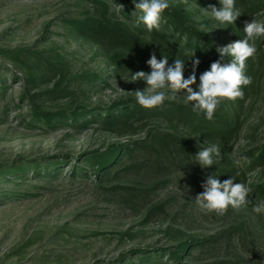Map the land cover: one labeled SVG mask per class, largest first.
Segmentation results:
<instances>
[{
	"label": "rangeland",
	"instance_id": "1",
	"mask_svg": "<svg viewBox=\"0 0 264 264\" xmlns=\"http://www.w3.org/2000/svg\"><path fill=\"white\" fill-rule=\"evenodd\" d=\"M169 3L181 6L198 24L213 20L203 8L218 6L215 0H169ZM88 9L92 7L84 0H0V49H21L22 59L32 65L36 58H43L45 66L38 78L53 79L52 65H64L60 69L65 74L63 86H69L75 94L63 100L48 101L47 111L136 98L135 91L147 87L138 80H130V75L112 82V87L102 89L88 85V77L101 74L108 65L95 46L79 39L67 23ZM253 18L264 19V11L247 21ZM225 25L214 19V26L206 31L221 35V42L241 40V37L235 38L236 32L229 37L231 27ZM255 45L257 52L247 61L252 82L245 87L243 96L221 98L214 111L237 122L239 135L226 144L190 135L184 128L166 121L149 123L136 135L124 137L104 133L93 125L82 133L68 128H30L27 104L16 106L23 86V72L0 54V67L4 68L2 74L7 82L6 93L0 94V168L24 160L45 162L66 154L73 157L113 143L144 139L149 130L157 129L184 136L197 150L218 145L220 157L214 165L204 167V171L223 182L228 178L220 170L219 163L235 165L239 159L242 166L246 159H240L239 153L264 146V37L257 38ZM260 55L263 62L258 59ZM5 72H14L21 79H13ZM53 83L41 84L34 93L52 88ZM192 87L198 90L196 84ZM163 91L166 95L169 92L168 89ZM183 94L186 90L164 102L191 105L192 102H185ZM70 173L71 169L65 166L51 182L38 181L30 173L20 189H29L28 194L32 195L0 203V264L27 260L39 264H108L127 256L134 248H165L175 244L166 235L169 228L197 238L225 237L219 244L196 251L195 262L187 264H264V214L253 211L251 192L245 207L234 210L229 206L219 214L200 209L194 200L197 195L194 181L182 174H173L166 183H161L154 196L148 197L147 203L137 200V205L125 201L126 194H102L90 183L72 180L67 177ZM246 174V179L234 183H244L250 189L264 183V165ZM137 178L145 185L153 179L145 174ZM0 185L2 190L6 189L5 184ZM161 202L170 206V215L145 223V207Z\"/></svg>",
	"mask_w": 264,
	"mask_h": 264
},
{
	"label": "trees",
	"instance_id": "2",
	"mask_svg": "<svg viewBox=\"0 0 264 264\" xmlns=\"http://www.w3.org/2000/svg\"><path fill=\"white\" fill-rule=\"evenodd\" d=\"M84 1L90 4L92 9H88L80 17L67 20V23L79 39L95 46L98 54L108 65L101 74L88 77V85L92 87L102 89L112 87V82H119L137 71L149 72L150 67L146 61L152 53L156 54L157 59L161 56L168 57L169 64L175 59L183 60L185 78L193 71V59H199L200 63L195 68L197 77L195 84L198 85L200 74L219 59L216 48L229 44L219 40L221 35L206 31L214 26V19L198 24L181 6L170 4L162 13L161 28L149 32L146 26L138 21V15L141 13L135 9L132 0ZM215 3L219 8L218 0H215ZM236 7L242 14L232 25L226 24L225 27H231L228 31L229 37L236 32L235 38L242 39L245 36L243 32L245 21L264 11V0H236ZM0 54L10 59L23 72V86L16 106L27 104L30 128H68L82 133L88 126L93 125L104 133L124 137L136 135L142 126L149 123L166 121L175 127L184 128L190 135L223 144L236 140L239 135L237 122L227 115L214 112L212 119H207L203 113L198 115L193 112L189 104L175 101L145 108L137 103L136 98H127L106 105L90 107L78 104L75 107L69 106L67 110L47 111L48 101L63 100L75 94L69 86H63L65 74L60 69L64 65L60 67L52 65L54 70L51 73L54 77L48 80L37 77L41 75V70L45 66L43 58H36L32 65L30 61L22 59L21 49H0ZM231 59L230 56L225 57L221 63H227ZM258 59L263 62L261 55ZM248 60L249 58L245 61L244 71L245 75L250 76ZM36 70L39 72H34ZM2 71L4 68L0 67V94L4 95L7 82ZM5 73L13 79H21L14 72ZM57 77L59 79L53 83ZM138 82L146 85L143 80ZM48 83H53V87L34 93L42 86L41 84ZM246 86L241 85L243 91ZM197 151L187 138L176 132L151 129L144 139L113 143L103 149L84 151L73 157L66 154L49 158L45 162L24 160L11 167L0 168V184L6 185V189L2 190L0 187V203L32 195L28 194L29 189H20L30 173L38 181L51 182L57 179L58 172L65 166L71 169L68 178L90 183L102 194H126L127 198L124 200L130 204L138 205L137 200L147 203L148 197L154 196V192L175 173L193 180L199 194L204 190L201 187L202 183L210 175L197 164L194 156ZM239 156L246 158L242 166L240 163L235 165L230 162L219 163L223 174L227 178L235 177L236 181L246 179V171L264 165V146L242 151ZM142 174L153 178L152 182L145 185L137 178ZM12 185L15 187L11 188ZM250 192L253 198L250 200L251 204L258 205L264 202V183L256 184ZM170 209L167 202L150 204L145 207L144 222L165 218L170 215ZM262 213L264 214V211ZM166 235L175 244L165 248H134L127 256L108 264H187L195 262L196 251L219 244L225 239L220 235L207 239L197 238L171 228ZM14 264L39 263L27 260Z\"/></svg>",
	"mask_w": 264,
	"mask_h": 264
},
{
	"label": "clouds",
	"instance_id": "3",
	"mask_svg": "<svg viewBox=\"0 0 264 264\" xmlns=\"http://www.w3.org/2000/svg\"><path fill=\"white\" fill-rule=\"evenodd\" d=\"M132 2L135 9L141 13L138 15V21L142 22L149 32L161 28L162 13L170 7L169 0H132ZM218 2L219 8L209 5L208 8H203L205 13L220 24L232 25L242 14L236 7V0H218ZM243 32L245 36L241 40L216 48L219 59L212 62L210 68L200 74L198 90H194L192 85L196 83L195 68L200 63L199 59H193V71L185 78L183 60L175 59L169 64L168 57L161 56L157 59L156 54L152 53L146 61L150 71H137L129 78L132 81L143 80L147 85L143 91H135L137 103L145 108H152L161 105L165 99H175L181 90H186V94L183 95L185 102H192L190 105L192 111L198 115L203 113L207 119H212L221 98L235 99L243 96L241 85L246 86L252 82V78L245 75V61L257 52L255 40L264 37V19L253 18L250 22L245 21ZM229 56L232 58L230 61L221 63ZM164 89L169 90L167 95ZM194 156L201 168L212 166L220 157V149L218 145L211 144L199 148ZM236 163L239 164L240 160H236ZM234 181L233 176L223 182L215 175L208 176L201 185L203 192L197 194L194 199L196 204L201 210L215 211L219 214H223L229 206L234 210L245 207L249 203L248 194L251 189L244 183H234ZM253 211L257 214L264 211V202L255 205Z\"/></svg>",
	"mask_w": 264,
	"mask_h": 264
}]
</instances>
